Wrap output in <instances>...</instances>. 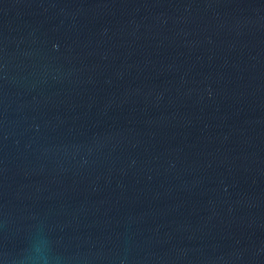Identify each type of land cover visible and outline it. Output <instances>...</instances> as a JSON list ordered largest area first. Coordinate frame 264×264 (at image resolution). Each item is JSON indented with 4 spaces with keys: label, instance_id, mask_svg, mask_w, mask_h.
Masks as SVG:
<instances>
[{
    "label": "water",
    "instance_id": "water-1",
    "mask_svg": "<svg viewBox=\"0 0 264 264\" xmlns=\"http://www.w3.org/2000/svg\"><path fill=\"white\" fill-rule=\"evenodd\" d=\"M0 264H264V0H0Z\"/></svg>",
    "mask_w": 264,
    "mask_h": 264
}]
</instances>
